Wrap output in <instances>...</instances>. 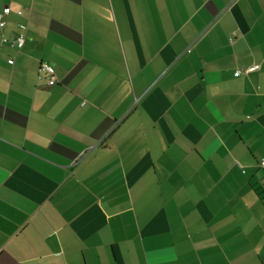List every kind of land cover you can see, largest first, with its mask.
I'll list each match as a JSON object with an SVG mask.
<instances>
[{"label": "crops", "instance_id": "obj_1", "mask_svg": "<svg viewBox=\"0 0 264 264\" xmlns=\"http://www.w3.org/2000/svg\"><path fill=\"white\" fill-rule=\"evenodd\" d=\"M4 7L0 264H264V0Z\"/></svg>", "mask_w": 264, "mask_h": 264}, {"label": "built area", "instance_id": "obj_2", "mask_svg": "<svg viewBox=\"0 0 264 264\" xmlns=\"http://www.w3.org/2000/svg\"><path fill=\"white\" fill-rule=\"evenodd\" d=\"M24 10H29V7H25ZM24 10H18V14H22ZM9 13V8L4 7L3 10L0 11V32L5 28L6 26V21H5V15ZM232 40V39H231ZM2 41L4 43H9L13 47L21 48L25 42V35L20 34L16 37H8L3 35L2 36ZM12 62V61H10ZM257 68L256 65H253L251 67H248L246 71H254ZM237 75L240 74V71H237ZM38 79L40 81H43L46 85L48 86H53L57 82V77L55 73L54 67L49 64V63H41L38 69ZM262 166L264 167V160L262 161Z\"/></svg>", "mask_w": 264, "mask_h": 264}]
</instances>
